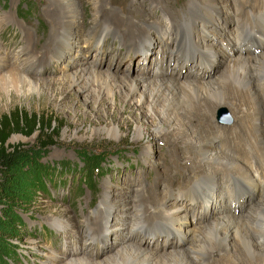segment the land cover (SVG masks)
Listing matches in <instances>:
<instances>
[{"label":"rangeland","instance_id":"1","mask_svg":"<svg viewBox=\"0 0 264 264\" xmlns=\"http://www.w3.org/2000/svg\"><path fill=\"white\" fill-rule=\"evenodd\" d=\"M227 1L234 2L235 7L224 1L216 6L217 12L208 14L209 2L200 0L206 21L196 23H212L207 26L206 38L215 50V57L213 61L206 58L202 64L200 57L195 56L187 64L182 52L177 55L174 32L169 28L172 11L182 13L187 0L156 1V11L151 9L149 0H75L76 21L80 25L70 38L73 50L63 53L59 60L35 62L32 67L35 71L30 76L34 81L42 80L35 90L25 86L18 89L0 86V114L13 107L26 112H47L54 119L51 124L55 135L38 154L31 152L37 144L36 132L29 136L11 133L6 140L7 145L24 150V162L33 153L32 157H40L37 167L54 168V172H40L39 179L30 181L32 184L16 186L0 197V249L11 255L0 264H67V261L79 258L104 263L107 256L116 254L123 241L165 259L170 256H167L169 249H184L193 244V234H187V229L210 223L230 212L243 216L252 209L261 193L264 194V188L259 185L255 192L244 185L248 193L240 202L237 198L227 197L221 182L218 191L210 188L214 200L208 197L205 209L200 199L194 200L192 187L199 175L205 171L211 172L208 175H217L215 172L221 166L207 167L200 172L194 163L199 157L191 150L184 155L186 147L190 146L187 141H179L176 145L170 143L172 132L166 136L168 132L164 130L165 135L159 139L153 137L148 128L143 130L144 136L140 140H133L134 121L138 120L139 112H148L146 103L138 102L141 90L133 94L135 99L130 103L134 105L122 106L114 102V109H110L107 100L94 105L84 100L77 86L66 89L59 87L58 82L63 74L77 69L79 62H84L87 68L137 79L139 83H152L169 76L178 81L203 80L207 74L214 77L225 63L221 55L251 58L248 47L254 49L250 46L251 41L236 33L235 23L243 16L237 7H244L243 0ZM59 10L58 2L52 0H0V54H17L22 47H27L31 55L48 57L47 51L54 49L55 36L50 19H58ZM140 19L163 27V30L152 31L147 35L151 43L134 51L131 46L136 47L145 36L131 38L124 26ZM93 23L104 27V23H124L118 29L122 42L110 36H105L102 41L101 38L92 39L90 28ZM143 28L141 25L138 30L143 31ZM248 35L258 40L254 33L248 32ZM153 46L154 50H148ZM69 57L72 60H68ZM196 73L199 77L194 75ZM257 81L264 84V76ZM135 104L140 109H135ZM231 107L219 108L213 114L217 128L216 133L210 134V139H216L214 145L220 154H233L238 150L231 140L240 119L235 112L237 107ZM103 108L106 116L102 113ZM110 122L121 123L120 139H111L104 131L98 133ZM191 123L198 126L195 120ZM249 147L251 144L244 147L246 154ZM88 150L92 153H87ZM62 165L72 167L73 172L61 176L56 167ZM25 168L23 165L22 169ZM138 198L155 215L133 228L131 222L134 219L129 215L134 214ZM163 207H168L167 211L178 207V212L185 216L182 227L178 226L180 223L176 227L162 224L163 219L158 214ZM257 228L261 229L260 225ZM219 244L221 247L224 242ZM209 256L214 264H218V253L212 252ZM200 261L201 264L208 262Z\"/></svg>","mask_w":264,"mask_h":264},{"label":"bare ground","instance_id":"2","mask_svg":"<svg viewBox=\"0 0 264 264\" xmlns=\"http://www.w3.org/2000/svg\"><path fill=\"white\" fill-rule=\"evenodd\" d=\"M52 1L58 2L61 8L58 14L59 18L50 19L51 27L55 33L54 49L47 51L48 57L31 55V51L27 47H22L17 54L6 52L0 54L1 87L11 86L18 89L25 86L35 90L37 83L40 84L42 81H34L30 76L35 71L32 69L35 62L37 60H59L63 57V53L73 50L74 44L70 38L80 25L76 21L78 14L74 10L75 0ZM149 1L151 9L156 11L154 2L160 0ZM206 1L209 2L208 14L217 12L216 6L224 1L227 5L235 7L234 2L230 3L227 0ZM243 4L244 7H237L242 10L243 16L237 19L235 28L238 37H245V40L252 42L250 46H253L254 49L248 47L252 52L251 58L250 56L228 58L222 53L221 56L225 63L220 64L222 69L214 77L207 74L203 80L178 81L169 76L152 83L145 81L139 83L137 79L87 68L83 64L84 62H79L77 69L63 74L58 80L59 87L62 86V88L77 86L86 102L96 105L102 100H107L110 109L114 107V102L123 104L122 106L134 105L130 103L135 99L133 94L135 91L141 90L138 102L144 101L148 112L147 114L139 112L138 120L134 121L133 140H140L144 136L143 130L148 128H151L150 134L159 139L165 135L164 130L166 133L168 132L166 136L172 132V137L169 139L171 144L176 145L179 141H187L190 146L186 147L185 145L187 151L184 152V155L189 154L191 150L199 157L198 162H194L197 169L207 167L216 169L217 165L221 166L215 172L217 175H208L211 172L205 171L206 173L200 174L198 181L193 184V199H200L205 205L204 209L208 205L206 202L208 197L210 200H214V194L210 188L214 187L213 189L218 191L220 182L222 186L224 185L227 197L237 198L239 202L247 197V188L253 189L254 192L258 185L264 188V84L257 81L258 78L264 76V41H262V37L264 38V0H243ZM49 11H46V14L52 15ZM52 13L55 14V11ZM176 14L173 10V19L169 28L174 32L177 55L182 52L181 55L185 61L194 60L195 56L200 57L199 62L202 64L205 63L206 58H211L213 61L215 50L207 43L208 37L206 38L207 26L212 23H196L200 20L206 21L200 0H187L182 13ZM122 24L124 23H104L106 26L104 27L99 23H93L90 28L91 38H101L100 41H102L105 36H110L122 42L118 33ZM141 25H144L143 31L138 30ZM124 28L129 30L127 36L131 38L145 36V39L140 43L141 46L151 43L152 40L147 38V35L152 31L163 30V27L158 28L153 23H146L141 19L137 23H126ZM248 32L254 33L258 40L252 39ZM196 34L199 36L196 37ZM256 49H258L257 52ZM218 55L220 54L218 53ZM68 60H72L71 57ZM199 62L195 64L197 67ZM194 75L199 77L197 73ZM231 105L237 107L238 111H234L239 115L237 119H240V125L235 129V132H232L234 134L233 140H231L238 150H235L233 154H220L218 147L214 145L215 138L210 139V134L216 133L215 128H217L214 126L217 122L214 120L213 114L219 108ZM135 106V109H140L138 104ZM102 113L106 116V109L103 108ZM192 120H195L198 126H193ZM120 127V122H110L98 133L104 131L109 138L120 139ZM198 127L199 132L197 131ZM205 131L208 132V135H204ZM247 144H251L248 150L250 156L244 150ZM188 156H186L187 159H189ZM136 202V207L134 206L133 209L134 214H128L129 217L133 216L134 220L131 222L133 228L142 224L143 221L145 223L155 215L148 210L147 205L145 207V204L139 201V198ZM256 202L246 215L238 217L230 212L223 217L220 215L219 218L212 219L210 223L206 222L201 226L187 229V234H193V244L184 249H169L167 256H170L165 259L155 257V254L149 253L146 249L123 241V244L116 250V254L107 256L104 263H94L90 259L79 258L69 260L67 264H201L200 260H208L203 264H214L215 261H211L209 256V253L212 252L218 253V264H264V194L261 193ZM163 205L165 206V204ZM167 208L163 207V211H159L158 214L163 219L162 224L176 227L180 223L178 226L182 227L185 216L178 212V207L169 208L168 211ZM258 225L261 229L257 228ZM121 240L123 239L121 238ZM219 242H224L223 246L219 247Z\"/></svg>","mask_w":264,"mask_h":264},{"label":"trees","instance_id":"3","mask_svg":"<svg viewBox=\"0 0 264 264\" xmlns=\"http://www.w3.org/2000/svg\"><path fill=\"white\" fill-rule=\"evenodd\" d=\"M132 49L134 51L135 49L140 51L144 48L138 44L136 47L134 45ZM154 49L155 47L153 46L148 50L152 51ZM52 120L54 119L47 112H26L17 107H13L9 111L0 114V197L4 192H9L16 186L24 187L27 186V184H32L30 181H34L36 177L38 178L40 172H54V168L46 169V167L43 166H40V168L37 167L40 157L36 155V157L34 156L35 159L32 157L33 153L38 154L42 148L52 142L55 136L52 133ZM33 132H36L37 144L34 150L31 151L33 153L30 155V158H25L27 161L24 162L23 157H26L24 150L19 149V147L15 145H7L6 140L11 133L29 136ZM86 152L92 153L91 150ZM81 158L85 159L86 157L81 155ZM23 165H26L25 169H22ZM56 169L61 176L67 172H73L72 167L69 168L67 165L57 166ZM6 256L11 255L8 254L6 250L0 249V263L4 261Z\"/></svg>","mask_w":264,"mask_h":264}]
</instances>
